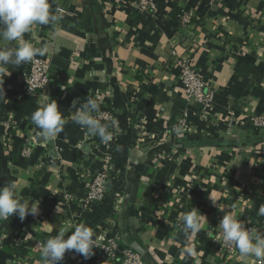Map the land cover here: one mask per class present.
I'll list each match as a JSON object with an SVG mask.
<instances>
[{
    "label": "crops",
    "instance_id": "obj_1",
    "mask_svg": "<svg viewBox=\"0 0 264 264\" xmlns=\"http://www.w3.org/2000/svg\"><path fill=\"white\" fill-rule=\"evenodd\" d=\"M154 1L157 13L141 15L135 0H49L53 14L63 8L76 16L56 14L62 17L57 23L24 34L34 47L48 49L37 57L51 62L65 124L55 137L41 136L31 121L41 107L20 94L28 63L7 65L0 186L15 184L21 202L35 201L39 214L0 220V264H43L38 245L82 224L95 240L102 230H119L121 247L145 250L151 264L260 261L219 251L211 234L222 214L249 219L264 231V132L250 124L264 112V0ZM183 12L192 15L188 27L181 25ZM16 46L0 40V48ZM184 53L214 89L208 111L184 97ZM89 98L113 115L102 122L113 133L108 144L73 121V100ZM185 110L188 126L177 137L171 129ZM232 119L237 124L230 128ZM6 122L13 130L4 140ZM26 145L34 149L30 157L23 155ZM108 156L103 201L88 210L66 204V192L85 195L91 173ZM193 208L207 220L199 233L185 235L181 216ZM97 246L87 260L66 252L60 264H120L102 261Z\"/></svg>",
    "mask_w": 264,
    "mask_h": 264
},
{
    "label": "clouds",
    "instance_id": "obj_2",
    "mask_svg": "<svg viewBox=\"0 0 264 264\" xmlns=\"http://www.w3.org/2000/svg\"><path fill=\"white\" fill-rule=\"evenodd\" d=\"M62 17L53 14L49 0H0V40L17 42L14 48H0V97H6L3 87L4 77L10 76L7 65L17 68L25 63H30L37 56H43L48 51L45 48H36L29 41L24 40V34L31 31L34 25H49L57 23ZM73 121L82 129H86L91 136H98L100 141L108 144L113 139V133L109 131L110 125L102 123L98 118L100 104L89 98L80 104L73 100ZM96 115H93V114ZM32 123L41 130V136L45 139L55 137L63 128L65 120L57 102L53 99L43 108L37 109L31 115ZM115 122L113 121V124ZM171 133L177 137L183 135L181 125H174ZM213 204L215 202L212 200ZM39 214V204L35 201L21 202L17 195L15 184L0 186V220L18 216L24 221L27 216ZM260 214L264 215V206L260 208ZM182 231L185 235H195L203 228V221L207 218L196 208L181 216ZM223 240L239 250L243 259H264V231L257 232L248 229L242 221L237 220L232 214H224L218 225ZM71 234L61 231L55 237H50L38 245L43 264H60L64 260L66 252H75L83 256L85 260L94 254L97 242L94 239V231L87 225L77 226ZM188 255L193 254L191 248L185 249Z\"/></svg>",
    "mask_w": 264,
    "mask_h": 264
},
{
    "label": "built area",
    "instance_id": "obj_3",
    "mask_svg": "<svg viewBox=\"0 0 264 264\" xmlns=\"http://www.w3.org/2000/svg\"><path fill=\"white\" fill-rule=\"evenodd\" d=\"M135 10L141 15H155L158 11L157 3L154 0H135ZM55 14L62 17L74 18L76 14L72 11L65 10L63 8H57ZM180 22L183 27H188L192 23V15L188 12H183L180 15ZM173 56H178L176 50L172 51ZM179 64L181 66V81L183 84L184 97L187 102L196 101L201 106L203 111H208L215 98L214 89L210 83L201 75L197 69L194 59L191 54H182L179 58ZM21 95L27 97H33L37 105L43 108L46 104L50 103L58 95V87L54 81L51 73V62L39 57H35L34 60L28 63L27 68L22 71L21 82ZM96 115V114H95ZM187 110L184 111L183 117L178 122L182 126L183 131L188 126ZM113 115L108 111H100L98 118L103 121H109ZM233 119L230 120V128L234 127ZM250 124L253 128L260 132H264V112L261 114L253 115L250 118ZM4 135L2 138L8 136L9 132L13 130L11 122H6L3 125ZM34 149L30 145H26L23 149V155L30 157ZM111 156L106 157L102 168L99 171L91 173V180L87 183L86 193L80 197L73 192H66L63 195V200L66 204H77L83 209L88 210L94 204H98L103 201L105 197V185L111 168ZM224 214L219 216L217 226L212 232L213 243L216 249L225 252L231 257L239 256V250L234 246H229L222 237L221 230L218 225ZM235 217V216H234ZM242 221L248 229L258 228L254 223L246 218H238ZM121 234L119 230L106 231L102 230L101 235L97 238L96 242L100 245V259L105 262H114L120 264H151L152 255L145 250L142 252L137 251L133 246L128 245L121 247ZM2 244L0 238V245ZM256 264H264V259L258 261Z\"/></svg>",
    "mask_w": 264,
    "mask_h": 264
},
{
    "label": "water",
    "instance_id": "obj_4",
    "mask_svg": "<svg viewBox=\"0 0 264 264\" xmlns=\"http://www.w3.org/2000/svg\"><path fill=\"white\" fill-rule=\"evenodd\" d=\"M137 251H139V252H142L143 250L142 249H136Z\"/></svg>",
    "mask_w": 264,
    "mask_h": 264
},
{
    "label": "trees",
    "instance_id": "obj_5",
    "mask_svg": "<svg viewBox=\"0 0 264 264\" xmlns=\"http://www.w3.org/2000/svg\"><path fill=\"white\" fill-rule=\"evenodd\" d=\"M74 20V19H73Z\"/></svg>",
    "mask_w": 264,
    "mask_h": 264
}]
</instances>
